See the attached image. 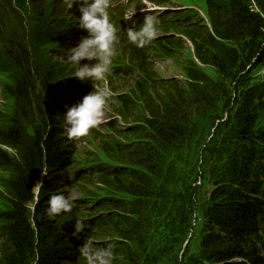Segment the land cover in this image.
I'll use <instances>...</instances> for the list:
<instances>
[{
    "label": "trees",
    "instance_id": "1",
    "mask_svg": "<svg viewBox=\"0 0 264 264\" xmlns=\"http://www.w3.org/2000/svg\"><path fill=\"white\" fill-rule=\"evenodd\" d=\"M204 1L209 30L200 21L191 27L193 31H185V36L193 45L195 60L212 68L216 80L205 75L195 62L183 68V85L165 80L164 87H160L162 94L156 95L157 105L146 102L148 115L136 126L144 137L133 140L137 145L129 153V163L104 174L117 184L114 196L97 205L105 208V213L99 221L90 222L69 215L68 225L61 230L56 228L50 243L41 233H49L50 226L45 229L47 223L34 221L39 211V203L34 202L35 185L43 167L52 170L72 166L74 150L67 137L62 146L53 117L62 112L65 102L61 91L67 82L60 80L43 95L48 120L35 134L33 147L9 186L13 196L3 215L9 221L3 229L9 253L5 264H85L80 248L90 240L84 232L87 227L74 233L77 221L86 225L100 223L105 242L91 243L97 248L111 244L115 256L123 257L118 264L179 263L182 244L191 233V212L197 205L195 191L202 187L196 184L221 175V171L207 166L209 153L205 154L210 148L201 123L231 114L234 108L230 107V88L264 64V0ZM67 100L71 102L74 97L68 95ZM235 113H240V122L230 130L240 142V156L243 154L249 161L244 157V170L231 171L238 189L229 194L226 191L228 202L218 204V208L211 206L213 214L222 212L225 221L218 225L226 236H213L207 262L264 264V254L258 247V243L264 245V162L256 168L253 164L256 157L263 158L259 148L264 147V130H254V117L247 107H240ZM14 134L17 135L10 130L6 133L7 137ZM64 175L69 174L54 177L47 187L49 192L70 184ZM33 205L35 209L30 211Z\"/></svg>",
    "mask_w": 264,
    "mask_h": 264
},
{
    "label": "rangeland",
    "instance_id": "2",
    "mask_svg": "<svg viewBox=\"0 0 264 264\" xmlns=\"http://www.w3.org/2000/svg\"><path fill=\"white\" fill-rule=\"evenodd\" d=\"M21 1L24 2L23 16L29 18V24L21 16L18 4L14 5L12 0H0V144L15 149L14 153L0 149V264H5L9 255L6 252L7 243L4 242L7 236L3 230L9 222L3 215L13 196L9 186L15 180L12 178L19 170L22 159L28 157L35 134L48 120L49 111L43 95H47L48 90L60 80L67 82L61 91L62 101L65 102L62 112L53 116L64 147V114L68 107L80 102L94 90L92 82H81L73 76L76 69L65 60L68 50L76 47L81 38L87 36V32L76 25L81 15L79 5L74 4L68 9L63 0ZM108 11L110 21L117 29L116 54L111 73L105 80L93 82L98 88H105L110 93L105 106V121L90 129L87 136L72 141V166L52 170L43 167L38 174L37 182L42 181L43 187L39 192V211L34 221L47 223L45 229L50 226L49 233L41 231L48 237L49 243L50 235L56 228L61 230L68 225L69 215L90 222L99 221L105 213L106 209L97 205L104 198L114 196L117 184L104 174H110L129 163V153L137 145L133 140L144 137V134L138 133L136 126L141 125L143 117L148 115L145 112L146 102L157 105L156 95L162 94L163 89L160 87H164L165 80H174L183 85V68L191 62H195L210 79L216 80L212 68L202 66L195 60L193 45L185 36V31H193L191 27L200 21L209 30L204 0H110ZM133 11V16L128 19ZM147 14L159 17L158 36L149 45L138 48L128 41L127 30L130 27L138 28ZM6 17L16 22L15 31H4L3 19ZM31 23L35 26L32 27ZM26 25H30L32 31ZM94 63L95 60L80 62L81 66ZM68 95L74 100L68 102ZM230 97V107L234 108L231 114L219 115L220 120L215 119L214 122L205 120L201 123L200 129L204 130L205 141L210 148L205 154L209 153L207 166L221 171V175L212 181L208 177L202 185L199 182L196 184L202 187L198 192L195 191L197 205L191 212V233L184 239L178 264H210L206 254L210 251L213 236L219 233L222 237L226 236L218 225L225 218L220 210L213 214L211 206L218 208V204L228 202L227 192L229 194L238 189L231 171L237 168L243 171L246 164L242 163L249 161L243 154L240 156V142L236 141L230 130L240 122V113L235 111L247 107L249 114L254 117V130H264V64L252 69L247 77L231 87ZM9 130L17 135L7 137ZM259 150L263 158L252 159L254 168L264 162V147ZM244 157L246 162H241ZM4 159L8 162L5 163ZM45 170L46 176L42 174ZM64 172L69 174L64 175V178L68 177L70 184L65 183V186L62 183V187H55L54 191L49 192L47 187L52 184L54 177ZM121 177L127 180L126 176ZM59 193L73 201L74 206L70 212L53 219L47 215L46 208L50 196ZM30 211H33V207ZM99 225L96 222L92 225L88 223L84 230L94 244L103 243L106 239ZM258 247L264 254V245L258 243ZM115 259L118 262H114ZM121 260V255L114 254L113 264Z\"/></svg>",
    "mask_w": 264,
    "mask_h": 264
},
{
    "label": "clouds",
    "instance_id": "3",
    "mask_svg": "<svg viewBox=\"0 0 264 264\" xmlns=\"http://www.w3.org/2000/svg\"><path fill=\"white\" fill-rule=\"evenodd\" d=\"M63 4L71 9L74 4L79 5L81 13L77 20V27L85 30L87 36L81 38L78 45L68 50L66 62L76 71L74 77L81 82H92L93 91L85 95L75 105L68 107L63 116L64 134L69 141L79 140L88 135L90 129H94L105 121V106L110 95L105 88H98L93 82L106 79L112 71V61L115 56V43L118 39L117 29L110 21V0H63ZM144 11V10H142ZM134 11L128 19H131ZM159 17L155 14L145 15L138 28L130 27L127 30V39L138 48H143L152 43L158 36ZM82 60L93 61L94 64H84ZM0 149L15 152V149L6 144H0ZM47 175V171H42ZM43 187L42 181L35 185L36 202L39 203V192ZM73 201H70L63 193L51 195L46 208L50 218L67 213L72 210ZM35 205H33V210ZM87 225L83 221L75 224V234L81 233ZM80 256L86 264H113L114 253L112 245L103 248L95 247L91 242H86L80 248Z\"/></svg>",
    "mask_w": 264,
    "mask_h": 264
},
{
    "label": "bare ground",
    "instance_id": "4",
    "mask_svg": "<svg viewBox=\"0 0 264 264\" xmlns=\"http://www.w3.org/2000/svg\"><path fill=\"white\" fill-rule=\"evenodd\" d=\"M12 2L14 3V5L18 4L17 6L20 7V14H21L22 17H24L23 16V12H22V8L24 7V2H22L21 0H12ZM24 19H25L27 24L30 23V20H28L29 18H25L24 17ZM3 21H4V31L5 32H11L12 29L14 31L16 30L17 24L14 21V19L6 17V18L3 19ZM38 25H41V23H38ZM31 26L34 27L35 24L31 23ZM31 26L30 25L29 26L26 25V27L32 31V27Z\"/></svg>",
    "mask_w": 264,
    "mask_h": 264
}]
</instances>
